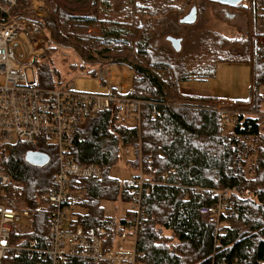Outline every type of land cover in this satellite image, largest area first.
Returning <instances> with one entry per match:
<instances>
[{
  "label": "trees",
  "instance_id": "16d2710c",
  "mask_svg": "<svg viewBox=\"0 0 264 264\" xmlns=\"http://www.w3.org/2000/svg\"><path fill=\"white\" fill-rule=\"evenodd\" d=\"M113 0H92L93 20L107 16ZM125 8L112 19L101 42L77 35L72 43L62 32V23L74 22L56 0H51L50 15L36 21L46 34L45 53L35 59L37 86L41 89L64 88L61 71L55 57L62 48L70 49L81 63L69 65V70L81 75L96 76L99 68L125 66L132 74L131 89L126 98L138 100V127L117 128L114 109L100 112L83 122L77 131L83 141L73 139L70 152L76 164H95L107 171L102 178L85 179L79 184L81 196L71 209V228H101L103 245L111 249L128 225L144 219V227L136 234L135 250L141 256L138 264H264V47L256 38H264V0H246L237 9L246 18V28L229 39L211 32L201 34L197 42H205V51L191 57L177 55L165 48H151L150 42L162 36H176L181 24L167 20L169 13L177 18L196 4L197 11L207 3L195 0H124ZM31 0H17V9L30 7ZM196 2V3H195ZM201 4V5H200ZM119 29H134L144 36V43H127L121 53L109 35ZM92 46L95 52L90 51ZM239 55L230 54V50ZM241 63L250 68V96L233 101L226 123V112H216L207 104L214 98H194L178 93V84L212 78L217 63ZM198 102L207 106H179L177 100ZM33 147L15 142L5 148L4 167L9 178L1 190L2 198L13 208L33 212L30 232L21 236L38 248H47L49 224L46 219L45 197L51 193L58 171L57 150L42 141ZM135 151L125 165L141 178L137 215L135 201L128 191V181L111 176L121 163V150ZM29 151L45 154L43 166L30 164ZM211 191L226 194L225 209L220 224L202 220L199 210L213 206L217 197ZM123 202L131 207L124 218L115 222L108 217L103 203ZM16 264H34L22 255ZM61 264H84L77 258H66Z\"/></svg>",
  "mask_w": 264,
  "mask_h": 264
},
{
  "label": "built area",
  "instance_id": "2783aa9c",
  "mask_svg": "<svg viewBox=\"0 0 264 264\" xmlns=\"http://www.w3.org/2000/svg\"><path fill=\"white\" fill-rule=\"evenodd\" d=\"M50 11L42 2H34L25 10L17 9V0H0V192L9 182L4 167L5 148L19 141L28 147L43 142L57 150L58 171L51 193L45 197L46 219L49 224L47 248H38L34 242H25L21 236L30 232L33 212L11 207L0 193V264H16L22 255L34 264H61L66 258H77L84 264H138L141 257L135 250L136 234L144 227V219L126 230L111 249L103 245L101 228H71L69 213L79 202V184L85 179H101L106 168L95 164H76L70 155L73 139L81 143L77 131L87 119L113 108L117 128L139 125L141 102L125 97L124 87L110 88L106 94L77 92L68 82L64 88L41 89L33 70L35 59L44 54L46 34L36 21L48 18ZM103 83L114 80L108 69L97 75ZM214 102L209 105L216 112H226L229 118L236 111L225 110L232 103ZM135 149L125 147L121 155L127 157ZM141 178L128 181V193L135 201L139 215ZM217 197L213 206L202 207L200 217L218 225L225 209L226 194L211 191Z\"/></svg>",
  "mask_w": 264,
  "mask_h": 264
},
{
  "label": "rangeland",
  "instance_id": "374dc122",
  "mask_svg": "<svg viewBox=\"0 0 264 264\" xmlns=\"http://www.w3.org/2000/svg\"><path fill=\"white\" fill-rule=\"evenodd\" d=\"M56 1L62 8H64V10L76 19L74 22L62 23L60 26L62 32L70 41H72V43H76L77 35H86L91 37L92 43L101 42L103 38L107 36V28L109 27L110 29L109 20L112 21V19L118 18L121 11L125 8L124 0H113L109 7L102 5V10L105 12L108 19L105 20L100 15L95 21L93 20L92 0ZM143 1L144 0H139L140 3ZM34 2H42L46 7H48V9H50L51 0H31L30 7ZM207 5L202 11H197L196 20L192 25L186 26L181 24L177 27L178 30L176 31V36L173 37L179 41L177 49H174V46L170 45L166 36H162L151 41L149 43L150 47L154 49L165 48L172 53H177V55L191 57L194 54L201 53L206 50L205 42L203 45L202 42H197V39L201 34H212L211 32H214L220 36L234 39L245 30L247 23L246 18L244 16H234L233 11L240 13L237 8L235 10L226 9L225 12L222 13V8L220 6H214L213 9H210ZM190 7L185 14L189 11ZM211 10L214 12V15ZM231 16H234V18H231ZM178 19L179 18H177L174 13H169L167 16V20L171 22H177ZM235 21H238V27L235 25L233 26ZM217 38L218 37L213 34L210 37V39L213 40H216ZM109 39L117 40L116 44L119 48L117 49V52H114L115 54L121 53L120 50L124 44L145 42L144 36L134 29H119L116 35H109ZM61 49V53L55 57V64L62 72L61 75L64 76V80L72 82L77 92L106 94L107 86L101 83L97 76L81 75L69 70L68 68L71 63L75 62L80 64L81 61L70 49L62 47ZM90 51L95 52L92 46H90ZM237 54L238 51L233 49L232 55ZM100 69L101 68H99V70ZM33 70H35L34 66ZM109 73H112L114 78L117 77L115 82L108 81L110 87L124 83L128 86L129 90L131 89L132 74L125 66H110ZM188 91L210 94L218 101L226 103V105H229L227 103H233V101L236 100H246L250 96V68L247 64L219 62L215 66V74L212 78L201 81L196 80L180 82L178 84L179 95L184 96L182 93ZM261 94L263 97L262 110L264 113V87L261 90ZM212 103L213 102H210L207 105L209 106ZM176 104L179 106L191 107H202L203 105L207 106L198 102L191 103L186 99L181 98L177 100ZM230 107L231 106H228L224 109L229 110ZM230 120L231 119L229 118L228 122H230ZM51 145L53 146L52 142ZM131 157L132 154L127 157H122L119 166L111 171V176L121 180L133 177L136 173L130 171L125 165V160L128 158L131 159ZM103 206L107 216L111 217L115 222H118L120 220L119 217H121L131 207L130 204L123 202H104Z\"/></svg>",
  "mask_w": 264,
  "mask_h": 264
},
{
  "label": "water",
  "instance_id": "95a60500",
  "mask_svg": "<svg viewBox=\"0 0 264 264\" xmlns=\"http://www.w3.org/2000/svg\"><path fill=\"white\" fill-rule=\"evenodd\" d=\"M195 1L216 4L220 6L223 11H225L226 9L234 10L240 4L246 2V0H195ZM196 17H197V9H196V5L193 4L190 7L189 11L180 19H178V22L182 25L189 26L195 22ZM168 39L172 41L175 40L177 41V43H179L178 39H175L173 37H168ZM25 158L30 164L35 166H43L48 162V157L45 154L33 152V151L27 152Z\"/></svg>",
  "mask_w": 264,
  "mask_h": 264
},
{
  "label": "crops",
  "instance_id": "0c3cea01",
  "mask_svg": "<svg viewBox=\"0 0 264 264\" xmlns=\"http://www.w3.org/2000/svg\"><path fill=\"white\" fill-rule=\"evenodd\" d=\"M205 3H207V2H205ZM199 4V3H198ZM207 4H210V5H207V6H209L208 8H210V9H213L214 8V6H218V5H216V4H212V3H207ZM235 10V9H234ZM211 12L213 13V15H214V12L211 10ZM234 12V16H242L243 17V15L241 14V13H237V12H235V11H233ZM234 16H231V18H234ZM225 23V22H224ZM237 26L238 27V21H235L234 22V24H233V26ZM255 41H256V44L258 45V46H260V47H264V38H256L255 39ZM232 50L233 49H231L230 50V54H232ZM235 50V49H234ZM237 51V50H236ZM175 53V52H174ZM177 54V53H176ZM240 53H239V51H238V54L237 55H239ZM109 68L110 67H108V68H105V69H108L109 70ZM98 72H99V69L97 70V72H96V76L98 75ZM116 75V74H115ZM116 79H117V77L116 78H114V80L112 81V82H115L116 81ZM101 83H103V82H101ZM103 84H105L106 86H107V90H108V86H109V84L107 83H103ZM124 87L125 88V91H126V93L129 91V89H128V86L126 85V84H124V83H121V84H119V85H114V87ZM110 87V86H109ZM114 87H110V88H114ZM106 90V92H108ZM184 96H190V97H194V98H214L212 95H210V94H206V93H201V92H190V91H188V92H185V93H182ZM216 101H218L216 98H214ZM116 117V116H115ZM115 125H116V121H115ZM123 156L121 155V158H122ZM109 203V202H108ZM125 214V213H124ZM124 214L121 216V217H119V219L121 220V219H123L124 218Z\"/></svg>",
  "mask_w": 264,
  "mask_h": 264
},
{
  "label": "flooded vegetation",
  "instance_id": "af4514ba",
  "mask_svg": "<svg viewBox=\"0 0 264 264\" xmlns=\"http://www.w3.org/2000/svg\"><path fill=\"white\" fill-rule=\"evenodd\" d=\"M224 12L225 11L222 10V13H224ZM168 37L169 36H166L167 41H169L170 45L174 46V49H176L178 47L177 41H175V40H173V41L172 40H169Z\"/></svg>",
  "mask_w": 264,
  "mask_h": 264
}]
</instances>
